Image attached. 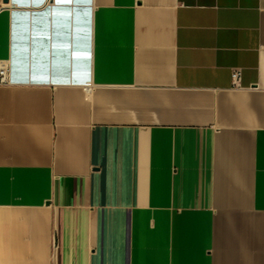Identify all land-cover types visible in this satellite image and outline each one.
I'll return each mask as SVG.
<instances>
[{
  "label": "crops",
  "instance_id": "0c3cea01",
  "mask_svg": "<svg viewBox=\"0 0 264 264\" xmlns=\"http://www.w3.org/2000/svg\"><path fill=\"white\" fill-rule=\"evenodd\" d=\"M0 63V264H264V0H0Z\"/></svg>",
  "mask_w": 264,
  "mask_h": 264
},
{
  "label": "built area",
  "instance_id": "2783aa9c",
  "mask_svg": "<svg viewBox=\"0 0 264 264\" xmlns=\"http://www.w3.org/2000/svg\"><path fill=\"white\" fill-rule=\"evenodd\" d=\"M10 65L8 63H0V85L10 83ZM232 78L235 84H238L241 78V69L234 68L232 70Z\"/></svg>",
  "mask_w": 264,
  "mask_h": 264
}]
</instances>
